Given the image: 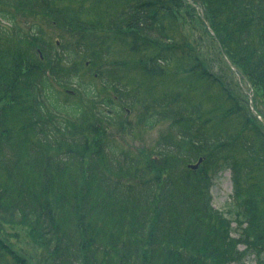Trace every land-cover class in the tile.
<instances>
[{
  "label": "trees",
  "instance_id": "16d2710c",
  "mask_svg": "<svg viewBox=\"0 0 264 264\" xmlns=\"http://www.w3.org/2000/svg\"><path fill=\"white\" fill-rule=\"evenodd\" d=\"M22 1L30 6L40 0ZM56 1L45 0L44 5ZM18 2L0 0V65L5 61L0 91L7 87L6 75L19 81L11 84L14 97L8 87L3 95L11 109L23 111L26 125L55 153L39 161L47 170L77 166L83 173L98 174L92 170L100 156L107 162L106 170L119 173V179L95 176L101 191L73 199L64 238L49 190L35 203L20 186L0 177V221L39 230L48 264H264V0H67V17H61L67 27L82 33L80 54L97 68L104 67L88 68L84 84L74 70L80 58L73 51L63 52L67 71L63 67L62 72L54 51L37 48V25L30 31L17 27L12 11ZM193 15L207 38L188 31L187 24L196 26L188 21ZM112 28L115 31L109 32ZM115 40L140 53L138 64L148 82L158 76L177 77L184 87L157 97L152 93L155 87H149L151 102L143 100L126 80L129 64L118 61L117 71L100 63L111 56V47L104 44ZM92 48L101 51V59ZM207 48L238 82L231 85L212 74L226 76L204 57ZM112 92L124 95L122 101L132 109L151 112L140 125L153 129L171 120L176 128L174 135L160 136L146 164L113 137L115 128L123 129L118 119L126 110ZM4 108L1 102L0 136L11 113L3 116ZM103 138L106 142L92 152L94 141ZM241 146L257 156L255 168L241 160ZM200 158L204 161L199 170L185 169L187 179L163 180L165 159L187 164ZM4 163L8 164L1 161L0 167ZM36 167L40 169V163ZM135 169L132 180L121 178ZM153 169L160 173L153 174ZM227 171L233 191L224 212L214 207L212 190ZM58 196L60 191L56 201ZM99 215L104 220L99 221ZM0 264H32L1 230Z\"/></svg>",
  "mask_w": 264,
  "mask_h": 264
},
{
  "label": "rangeland",
  "instance_id": "374dc122",
  "mask_svg": "<svg viewBox=\"0 0 264 264\" xmlns=\"http://www.w3.org/2000/svg\"><path fill=\"white\" fill-rule=\"evenodd\" d=\"M44 2L45 0H40L28 6L29 4L26 1L19 0L17 7H14L12 11L17 21V27L20 26L22 29L30 31L32 29L30 27L31 25H37L38 29L36 30L40 32L37 48L41 49L44 47L48 50L54 51L58 61H60L59 66L62 72L63 67L67 71V58L63 55V52H66L67 49L73 51L75 55L80 58L77 60L79 65L74 66V70L79 73L81 77L80 81L84 84L85 81L89 80L87 78L88 68L93 69L94 67L99 70V68L102 69L104 67L99 66V68H97L93 65L90 58H86L85 54L83 56L80 54V44L85 41L82 33L73 30L71 27H67V20H62V18L67 17V0H58L53 3H45V5ZM50 8H54L57 13L53 15ZM61 14L64 15V17H61ZM188 21L191 25L193 23L196 24L194 28L193 26L189 28L190 25L187 24L188 31L191 35L193 34L196 38L200 37L202 34L204 35L205 31L200 26L195 15L191 16ZM114 31L113 28L109 29V32ZM104 37H99V39H102L103 42ZM204 37L207 38L206 34ZM204 46L207 47L208 43H204ZM110 47L111 56H106L104 57L105 59H101V51L92 48L91 52L102 60V62H100L101 64H108L110 70L115 69L120 71L118 61H125L129 64L131 67L126 70L128 75L126 80L130 87H136V91H139L138 93L143 100L145 99V101L151 102L153 96L151 95V91H149V87H155L152 90V93L156 97L161 96L166 91L177 92L178 89L184 87L185 82L177 77L163 78L162 76H158V78L148 82L147 76L142 70V67L138 64L140 53L134 52L129 46H118L116 40L115 42L112 41L109 45L104 44V48L108 49ZM210 50L211 49L209 48L206 49L204 57L209 58L210 61L217 66V70H224L226 76L219 75L217 71H212V74L218 76L223 82L230 83L231 85L238 82L234 76L228 72L222 59L219 56H213V53ZM207 63L208 65L210 64L209 62ZM4 64L5 61L2 62L0 68L2 66L4 67ZM68 66L72 67L71 63H68ZM181 74L182 73L179 75ZM5 83L10 91V97H14V94L11 92V84L13 83V85L16 86V83H19V81H12L11 76L6 75ZM7 87L3 86V89L0 91L2 93L0 94V103L2 102L5 107L2 112L3 116L7 114V112H11L9 115L7 114L6 124L3 125V133L0 136V162H8V164L4 163V165L0 167L1 180L10 185L14 184V186H20L30 195L35 203H40L44 200V195L46 194V191L49 190L51 192L50 199L56 202L59 209L56 211V214H53V216L60 235L65 238L66 234L63 232V229L66 230L71 222L69 210L73 199L75 198L77 201L83 193L87 196L90 195L91 197H94L99 191H101L98 187L100 185L95 181V176L104 174L110 179L118 180L119 173H113L110 169L106 170L107 162H105L100 156L97 157V161L95 162L96 169L92 170L94 173L98 174L83 173L77 166L76 169H70L71 167H68L59 170L55 167L47 170L45 162L43 160L39 161V159L51 158L53 157L51 155H54L55 153L51 152L52 149L46 148L39 140L36 133L30 129V126L26 125L22 114L23 111H20L17 108L11 109L9 107L10 102L3 95L7 90ZM13 90L16 89L14 88ZM112 94L115 102L120 104V108L126 110V112L122 113L118 119L119 124L123 129L118 127L115 128L112 131L113 137L118 142L119 147L128 149L131 152V156L139 157L142 163L146 164L149 161L148 157L153 152L154 147L158 145L160 136L168 132H171L174 135L176 128L172 127L171 120L162 122L153 129L140 125L139 122H142V119L149 117L148 115L151 112H144L140 108L132 109L129 104L122 101V98L125 99L124 95L121 98L120 95H114L115 92H112ZM148 95H150V99ZM3 97L4 100H1ZM197 101L198 99H196L195 96V102L197 103ZM207 106H211L210 102L207 103ZM232 112L235 111L232 109ZM107 137L108 136L105 138ZM105 138H103V140L96 139L94 141L92 152L98 151V148L106 142ZM79 144L80 143L77 145L79 146ZM239 151L241 160H248L251 166L255 168L256 165L254 164L257 161V156L255 154L252 155L251 150L248 153L246 147L241 146ZM78 160L80 162L79 164L89 168V165L83 162V158H78ZM39 163L41 165L40 169L36 167ZM191 164L195 165L197 163L196 161H191L184 164L182 161L175 162L173 159H165L164 166H161L165 169L164 174H162L163 180H168L173 183L178 177L179 179L184 177L187 179L188 175L184 171L188 165ZM152 165L155 166L153 163ZM138 170H140V168H138ZM136 171L137 170L135 169L129 174L123 172L121 178L124 180L133 178ZM158 173H160V170L153 169V174ZM45 176H48V180L45 179ZM65 178H67L66 185L63 186L62 183ZM232 189L233 185L230 171L224 172L220 175V178L215 181L213 186L212 195L214 206L221 209V211L226 212L224 203L232 194ZM58 191H60V196H58V200L56 201L55 197ZM8 193L11 194V192ZM91 220L93 221L94 217L91 216ZM102 220H104V215H99V221ZM107 229L108 227L103 223V231H106ZM0 230L7 242L20 255L26 256L32 264H48V254L45 251L46 247L43 244L41 232L39 230L26 224H9L2 221H0Z\"/></svg>",
  "mask_w": 264,
  "mask_h": 264
},
{
  "label": "bare ground",
  "instance_id": "6f19581e",
  "mask_svg": "<svg viewBox=\"0 0 264 264\" xmlns=\"http://www.w3.org/2000/svg\"><path fill=\"white\" fill-rule=\"evenodd\" d=\"M188 169H190L191 171H197L199 170L200 168H193L192 166L188 165L187 167Z\"/></svg>",
  "mask_w": 264,
  "mask_h": 264
},
{
  "label": "water",
  "instance_id": "95a60500",
  "mask_svg": "<svg viewBox=\"0 0 264 264\" xmlns=\"http://www.w3.org/2000/svg\"><path fill=\"white\" fill-rule=\"evenodd\" d=\"M198 167V165L197 166H193V168H197Z\"/></svg>",
  "mask_w": 264,
  "mask_h": 264
}]
</instances>
